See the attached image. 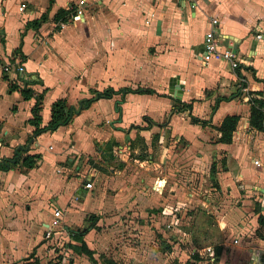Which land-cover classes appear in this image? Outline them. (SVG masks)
<instances>
[{
  "label": "crops",
  "instance_id": "crops-1",
  "mask_svg": "<svg viewBox=\"0 0 264 264\" xmlns=\"http://www.w3.org/2000/svg\"><path fill=\"white\" fill-rule=\"evenodd\" d=\"M78 1L0 0V161L12 164L14 151L21 147L24 150L20 157L39 154L40 159L32 168L23 167L20 157L19 164L12 165L23 171L44 170L50 174H44L45 180L35 179L32 192L48 197L57 182L61 188L57 187L52 200L61 211L68 210L69 222L81 206L75 196L85 193L74 190L77 178L61 179L63 176L56 174L60 170L52 174L49 170L52 164L69 166L71 162L72 172L89 155L99 159L108 156V160L123 161L125 166L133 161L132 166L140 173L155 170L159 183L156 190L164 187L174 192L180 184L172 176L177 174L180 164L185 163L186 169L193 171L202 169L196 164L210 163L209 167H213L209 169L210 176V170L211 174L215 172L216 163L223 159L224 169L217 174L219 186L235 191L237 197L240 193L234 181H240L245 192L253 193L258 208L248 207L249 219L231 233L237 243H230L235 252H231L228 263V253L222 246L215 259L214 246L203 256L193 247L191 258L199 261L204 257L215 261L214 264H264V226L257 221L259 215L264 216V194L256 188L264 189V169L258 170L251 163L263 152L256 129L248 125L247 102L248 96L264 100V45L253 37L257 31H264V0H84L82 4ZM183 3L185 24L176 15L180 16ZM21 5L23 8L19 10ZM59 10L67 12L56 19ZM40 16L43 20L36 30L32 26L25 28L26 23ZM211 18L217 20L212 28L218 44L233 49L237 62L234 69L222 60L213 59L206 64L199 60L203 35L211 26ZM15 62L23 66L21 74L16 72ZM171 79L180 86L177 96L168 93ZM24 80L36 81L29 86L32 96L26 100L19 92ZM10 84L16 87L9 88ZM106 88L115 93L92 101L66 125L53 132L32 134L33 126L27 120L31 118L35 94H42L38 114L39 126L43 127L49 121L50 106L55 100L62 99L66 106H75L79 100L90 98L91 91ZM121 88L152 92H119ZM218 96L228 100L218 101L211 112ZM180 102L190 104V109ZM229 115L238 116L231 142H217L216 128ZM191 116L207 122L194 123ZM252 133L258 137L253 153L247 148ZM166 179L169 183H165ZM87 181L91 182L86 178L84 183ZM49 222L41 224V231ZM11 224L19 226L4 219L5 230ZM3 233L4 244L0 248L5 257L14 256L17 249L16 253L22 257H38L43 264L36 251L41 247L40 231L30 242L24 235ZM82 240L80 236L79 242ZM251 249L263 257L261 262L250 260ZM1 257L0 254L2 261Z\"/></svg>",
  "mask_w": 264,
  "mask_h": 264
},
{
  "label": "rangeland",
  "instance_id": "rangeland-1",
  "mask_svg": "<svg viewBox=\"0 0 264 264\" xmlns=\"http://www.w3.org/2000/svg\"><path fill=\"white\" fill-rule=\"evenodd\" d=\"M258 137L252 133L248 138L249 152H254ZM99 158L85 157L77 170L72 169L76 174L69 170L71 162L69 166L55 163L49 168L52 174L60 170L56 174H61V179L77 178L74 190L85 193L75 196L81 206L74 220L66 221L68 210L64 208L60 219L62 231L81 233L83 240L80 242L61 237L63 233L57 235L60 231L43 238L41 224L51 220L50 210L55 205L52 196L61 186L56 182V189L48 197H44L45 193L38 196V191L32 192L34 180H45L47 173L44 170L38 173L23 171L7 162L5 169L8 171L0 170L5 171L0 172V244H4L5 231L13 236L24 235L28 242L40 231L38 246L41 247L36 251L45 262L43 264H50L53 255H58L56 260L59 261V251L67 264H214L215 261L204 257L193 261L190 254L195 247L203 256L207 247L211 250L217 245L225 247L229 262L231 252H235V247L230 245L231 233L249 219L248 207L254 208L257 204H254L253 193L245 192L240 181L233 180L240 193L237 197L235 191L232 193L219 186L217 174L224 169L223 159L216 163L215 172H210V176V163L196 164L202 169L193 171L186 169L185 163L180 164L177 174L172 176L180 185L170 192L164 187L156 190L159 183L154 169L140 173L132 166L133 161L125 166L123 161L108 160V156ZM86 178L91 181V188L81 189ZM243 199L249 201L242 202ZM4 219L7 223L15 221L19 226L11 224L5 230ZM81 243L91 252V257L80 251ZM16 250L14 256L5 257L0 248L3 256L0 264H35V258L40 264L38 257L24 258Z\"/></svg>",
  "mask_w": 264,
  "mask_h": 264
},
{
  "label": "trees",
  "instance_id": "trees-1",
  "mask_svg": "<svg viewBox=\"0 0 264 264\" xmlns=\"http://www.w3.org/2000/svg\"><path fill=\"white\" fill-rule=\"evenodd\" d=\"M49 3H51V0H49ZM67 11L59 10L55 18L57 19L59 16H64ZM43 20V16H40L39 19L33 20L31 22H28L25 24L26 27L32 26L33 29H37L39 22ZM18 48H16L15 52H18ZM23 85L20 87L19 92L22 97V99H29L32 96V89L29 87L36 83L35 80H24L21 82ZM16 86L11 85L9 88H15ZM119 92H129V91H138V92H144V93H151L152 91L150 89H134L130 90L129 88H121L118 90ZM92 96L88 99H81L77 102L75 106H66L65 101L62 99L55 100L51 106H50V117L49 121L46 126L40 127V117H39V106L40 101L42 98V94H35L34 95V104L30 109L31 118L27 120L28 124L33 126L32 134L37 135L42 131H49L53 132L58 126L66 125L70 119L78 114L81 110L87 108L90 103L97 99H105L109 98L114 94L115 92L111 88H106L101 91H91ZM248 96V94H247ZM221 100H228V97L225 96H218L216 97L215 103L211 107V112L214 110L216 104L218 101ZM247 102L249 103V111H248V125L254 129H259L260 122L262 119V109L264 108V100L254 98L251 96L247 97ZM181 106L186 107L187 109H190V104L187 103H179ZM191 121L194 123H199L200 125H204L207 120H200L194 117H190ZM238 120V116L236 115H229L223 118L221 121V124L216 128V130L219 132V136L217 138V142L228 144L231 142V136L232 132L235 129L236 122ZM24 148H17L14 151V154L11 158L12 164L17 165L19 164V157L20 152L23 151ZM40 159L39 154H23L20 157V164L25 168H32L36 164V162ZM8 160H4L3 162L0 161V170H4L7 166ZM210 169H213L212 165ZM211 172V170H210ZM213 172V171H212ZM259 226H264V216L259 215L257 218ZM81 233L79 232H73L71 238L73 240H80ZM214 259L217 258V256L220 253V247L214 246ZM80 251H82L86 256L91 257V252L87 250L83 243L80 244ZM194 259H198L197 256H195Z\"/></svg>",
  "mask_w": 264,
  "mask_h": 264
},
{
  "label": "built area",
  "instance_id": "built-area-1",
  "mask_svg": "<svg viewBox=\"0 0 264 264\" xmlns=\"http://www.w3.org/2000/svg\"><path fill=\"white\" fill-rule=\"evenodd\" d=\"M84 0H79V4H82ZM187 2H191L192 0H184ZM23 8V5L19 6V10H21ZM217 23V20L214 18L210 19V27L206 30V32L203 35V41H202V51L199 57V60L202 64H206L208 61L216 59V60H222L226 63L229 64L230 68L234 69L237 67V62L235 59V55L233 53V49L231 48L230 45L222 47L220 46V44H218V38L215 35V28H212V26L214 24ZM254 40L260 44V45H264V31H257L256 33H254L253 35ZM15 68H16V72H18L19 74H21L23 72V66L20 63L15 62ZM256 133L259 136V142L261 143L262 146V156L260 157H256L251 159V163L252 165L256 168V169H264V108L262 109V119L260 122V127L259 129L256 130ZM84 189H89L91 187L90 182H85L83 184ZM51 220L49 223L45 224L43 227V231H42V235L43 238L47 239L50 236H52L53 232H58L57 235H59L60 233H63L65 239H69V241L72 239L71 236L73 234V232H65L62 231L61 228V224H60V219L62 217V212L59 208L52 206L51 208ZM237 243V239H232L231 240V244H236ZM54 249V248H53ZM207 252H210V248L207 247L206 248ZM59 255H61V258L59 261L56 260V257L58 255H53L51 257V264H67L65 263L66 261L64 260L63 256H62V252L60 253V251L58 252ZM246 264H250L249 262Z\"/></svg>",
  "mask_w": 264,
  "mask_h": 264
},
{
  "label": "water",
  "instance_id": "water-1",
  "mask_svg": "<svg viewBox=\"0 0 264 264\" xmlns=\"http://www.w3.org/2000/svg\"><path fill=\"white\" fill-rule=\"evenodd\" d=\"M180 1V0H179ZM179 4V3H178ZM179 6V5H178ZM183 6H185V4L183 3V4H181V9H180V16H179V14H176L177 16H178V21H180L181 20V22L182 23H184L185 24V21L183 22V15H184V13L182 12V8H183ZM190 6H192V5H190ZM178 13V12H177ZM175 83V82H174ZM173 83V81H172V79L169 81V90H168V93L170 94V95H172V93H174L173 94V96H177L178 94H180V86H179V84L178 85H175ZM173 89L175 90V91H173ZM257 189H258V192H261V193H263L264 194V189L263 188H258V187H256ZM255 188V189H256ZM256 189V190H257ZM251 251L253 252V255L250 257V260L252 261V262H257V261H259V262H261L262 261V258L263 257H259V256H257V253H259V252H255L256 250L255 249H251Z\"/></svg>",
  "mask_w": 264,
  "mask_h": 264
}]
</instances>
